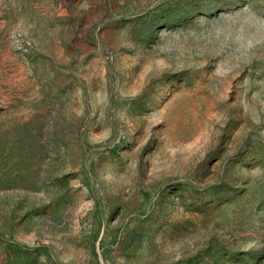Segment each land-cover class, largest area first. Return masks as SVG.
<instances>
[{
  "label": "rangeland",
  "instance_id": "1",
  "mask_svg": "<svg viewBox=\"0 0 264 264\" xmlns=\"http://www.w3.org/2000/svg\"><path fill=\"white\" fill-rule=\"evenodd\" d=\"M0 264H264V0H0Z\"/></svg>",
  "mask_w": 264,
  "mask_h": 264
}]
</instances>
